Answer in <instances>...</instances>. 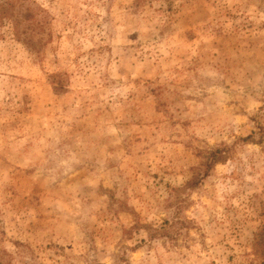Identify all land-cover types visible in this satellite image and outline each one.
<instances>
[{
	"label": "rangeland",
	"instance_id": "374dc122",
	"mask_svg": "<svg viewBox=\"0 0 264 264\" xmlns=\"http://www.w3.org/2000/svg\"><path fill=\"white\" fill-rule=\"evenodd\" d=\"M12 1L0 264H264V0Z\"/></svg>",
	"mask_w": 264,
	"mask_h": 264
},
{
	"label": "trees",
	"instance_id": "16d2710c",
	"mask_svg": "<svg viewBox=\"0 0 264 264\" xmlns=\"http://www.w3.org/2000/svg\"><path fill=\"white\" fill-rule=\"evenodd\" d=\"M16 6V2L12 0H0V22H2L4 19L9 18L13 19L15 21L17 20V16L21 17L22 19H30L32 15V12L30 10L21 11V13H16L14 11ZM14 28L16 30V34H20V31H18L17 23H15ZM262 131L260 132V139L263 137L264 133V127H260ZM242 140H251L253 141L252 134L243 137ZM222 150L221 148H216L215 151L211 154L209 163L207 167L211 166L214 162L219 160H224L225 156L221 155ZM254 246L256 250H258L262 255H264V228H262L259 232H256L254 235Z\"/></svg>",
	"mask_w": 264,
	"mask_h": 264
}]
</instances>
